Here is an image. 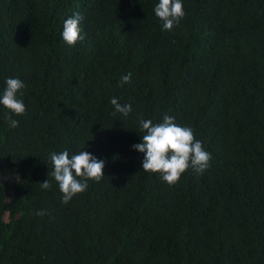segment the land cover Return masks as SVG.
<instances>
[{
	"label": "trees",
	"instance_id": "obj_1",
	"mask_svg": "<svg viewBox=\"0 0 264 264\" xmlns=\"http://www.w3.org/2000/svg\"><path fill=\"white\" fill-rule=\"evenodd\" d=\"M0 264H264V0H0Z\"/></svg>",
	"mask_w": 264,
	"mask_h": 264
}]
</instances>
